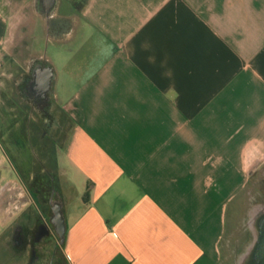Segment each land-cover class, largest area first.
I'll return each instance as SVG.
<instances>
[{
  "label": "crops",
  "instance_id": "crops-1",
  "mask_svg": "<svg viewBox=\"0 0 264 264\" xmlns=\"http://www.w3.org/2000/svg\"><path fill=\"white\" fill-rule=\"evenodd\" d=\"M12 1L0 0L2 217L20 174L7 116L75 110L64 264H219L233 204L264 162V0H86L69 12L63 0ZM48 37L69 56L37 47ZM36 200L16 225L54 216ZM28 253L14 230L0 235V264H27Z\"/></svg>",
  "mask_w": 264,
  "mask_h": 264
},
{
  "label": "rangeland",
  "instance_id": "rangeland-1",
  "mask_svg": "<svg viewBox=\"0 0 264 264\" xmlns=\"http://www.w3.org/2000/svg\"><path fill=\"white\" fill-rule=\"evenodd\" d=\"M15 1L16 0H13L12 2ZM69 1L74 5L73 7ZM85 1L86 0H63L62 11L69 12L75 7L81 9ZM11 28H13L12 30L14 31L16 29L15 26H11ZM18 31L19 33L22 32L21 29ZM18 40L24 45L28 43L27 38H24L22 41L20 37ZM18 40L17 38L12 40L13 55H16L15 43H17ZM36 43L37 47L43 49L44 52L49 54L54 60L57 59L59 61L69 56L68 51H64L63 48L61 50L59 49L61 48V43L54 42L52 39H49V37L39 40ZM10 44H8V47H10ZM13 83L14 81H12V84H9L10 90L13 88ZM77 118L78 115L75 110H72L70 115L57 117L52 115L48 117L42 115L29 118L12 115L7 116V128L13 131L18 127L22 135H18L17 139L23 143L14 145L13 141L16 140V137H14V134H11L12 131L5 133L10 160L13 163L12 165L17 167L20 174L19 176H14L15 179L9 184L7 195L9 211L7 213L4 211L5 214L3 217L0 214V235H7L11 230H15L16 226L13 227L16 225L14 221L22 208L27 206V204H25L26 201L30 202V200H35L39 197V201L36 200V202L40 205L41 212L44 213L45 216L50 213L49 203L42 193L39 194V191L42 192L41 189L43 186L47 184L55 185L61 190L66 201V196L63 191V186H66V182H62L61 180V172L65 164L64 145L69 126L72 125ZM32 119L34 120L35 126L38 127L33 133H31V131L26 133V127L27 129L32 128L30 126ZM1 128L3 131L4 127L0 126V130ZM62 128L63 130H61ZM47 129L48 132L46 133L45 131H47ZM34 133L38 140H33L32 136L35 135ZM10 163L9 161V164ZM244 191V198L238 199L233 204L235 208H233L231 212L229 225L222 239L219 264H250V246L254 241V233L251 229L250 221L254 215L258 216L264 211V162L250 170L249 182ZM10 204L13 205L10 206ZM5 229H7V232ZM51 229L52 235L43 242V245L47 244L49 247L50 253H44L42 261H47L50 258L49 255L53 253L56 255L58 264H64L60 245L61 239L58 237V232L53 231V225H51ZM29 255L28 253V258Z\"/></svg>",
  "mask_w": 264,
  "mask_h": 264
},
{
  "label": "flooded vegetation",
  "instance_id": "flooded-vegetation-1",
  "mask_svg": "<svg viewBox=\"0 0 264 264\" xmlns=\"http://www.w3.org/2000/svg\"><path fill=\"white\" fill-rule=\"evenodd\" d=\"M32 81L33 76H27L24 80V88L28 95H32ZM47 99V98H46ZM48 117V116H47ZM50 119V118H48ZM51 120V119H50ZM12 130L7 131L10 132ZM11 134H14V137H18L22 135L20 131L13 130ZM23 143L18 139V144ZM42 192L39 191V194L42 193L44 195V198L50 205V214H55V209L59 206L63 207L65 202V197L63 196L60 189H58L55 185L47 184L46 186H43L41 189ZM259 216V215H258ZM258 216H253L251 218V229L254 233V239L256 238V231H257V219ZM52 218L48 217L47 220L40 219L36 222L34 227L27 228L25 226V223L18 222L16 225V228L14 230V236L17 239V241L22 245L23 247H29V258L27 261V264H58V260L56 259L55 254L49 255V261H42V257L44 253H50L49 247L46 245H43V242L46 241L50 236L52 235ZM251 247V246H250ZM251 249V248H250ZM250 253V252H249Z\"/></svg>",
  "mask_w": 264,
  "mask_h": 264
},
{
  "label": "water",
  "instance_id": "water-1",
  "mask_svg": "<svg viewBox=\"0 0 264 264\" xmlns=\"http://www.w3.org/2000/svg\"><path fill=\"white\" fill-rule=\"evenodd\" d=\"M57 0L50 1V8L54 7ZM48 85V84H47ZM56 225V230L59 233L61 242L64 240L65 235V218L62 207L59 206L55 209V214L52 217ZM257 223L256 238L251 245L250 264H264V211L259 214Z\"/></svg>",
  "mask_w": 264,
  "mask_h": 264
},
{
  "label": "bare ground",
  "instance_id": "bare-ground-1",
  "mask_svg": "<svg viewBox=\"0 0 264 264\" xmlns=\"http://www.w3.org/2000/svg\"><path fill=\"white\" fill-rule=\"evenodd\" d=\"M51 0H47L48 3H50Z\"/></svg>",
  "mask_w": 264,
  "mask_h": 264
}]
</instances>
